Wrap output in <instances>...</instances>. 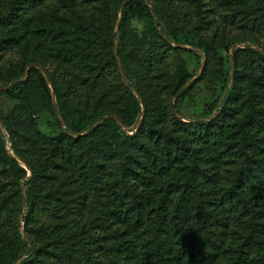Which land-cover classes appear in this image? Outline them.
Instances as JSON below:
<instances>
[{"label": "trees", "instance_id": "1", "mask_svg": "<svg viewBox=\"0 0 264 264\" xmlns=\"http://www.w3.org/2000/svg\"><path fill=\"white\" fill-rule=\"evenodd\" d=\"M0 88V264H264V0H0Z\"/></svg>", "mask_w": 264, "mask_h": 264}, {"label": "rangeland", "instance_id": "2", "mask_svg": "<svg viewBox=\"0 0 264 264\" xmlns=\"http://www.w3.org/2000/svg\"><path fill=\"white\" fill-rule=\"evenodd\" d=\"M120 19H121V16L119 17ZM190 48H192V47H187V49H189V50H191ZM193 50H196V49H193ZM187 59H188V62H189V65H190V68H191V71H193L194 73H195V77L194 78H197L196 80H198V78L203 74V72H204V69H203V72H202V74H201V69H202V66H203V60L201 61V63H197L196 62V59L194 58V56H192V55H189L188 57H187ZM231 59V58H230ZM206 62V61H205ZM206 64V63H205ZM205 68V67H204ZM195 80V81H196ZM1 91V90H0ZM3 108L6 110V111H8V110H10L11 108H12V104L11 103H9V102H7L6 101V99H4V101H3ZM217 112V111H216ZM216 112H215V114H216ZM214 114V115H215ZM62 122H63V120H61ZM192 121V120H191ZM40 122H42L41 124H42V130L45 132V133H49V130H48V127H47V124H46V118H42L41 119V121ZM0 133H2L4 136H5V138L8 140L9 138H8V136H7V131H6V129H5V127L3 126V124H2V122H0ZM8 142H9V140H8ZM8 145H9V148H8V150H9V152H11L12 151V146H11V144H9L8 143ZM24 168L28 171V177H29V175H30V171H29V168L27 167V166H24ZM22 234H23V236H25V234H24V231H23V229H22Z\"/></svg>", "mask_w": 264, "mask_h": 264}, {"label": "water", "instance_id": "3", "mask_svg": "<svg viewBox=\"0 0 264 264\" xmlns=\"http://www.w3.org/2000/svg\"><path fill=\"white\" fill-rule=\"evenodd\" d=\"M120 18H118V21H117V33H118V31H119V23H120ZM183 48H186V47H183ZM191 50H193L194 48H190ZM115 54H116V57H117V59H119V57H118V46H116V49H115ZM231 58V65H233V57L231 56L230 57ZM206 60H205V58L203 57V66H202V69H201V74H202V72H203V69H204V67H205V62ZM36 67L38 68V69H40L41 70V72L43 73V75L45 76V78H46V80L48 81V83L50 84V81H49V77H48V75L46 74V72H45V70L44 69H42L40 66H38V65H36ZM233 77V71H232V75H231V78ZM197 78H194V79H192L183 89H182V91H184L190 84H192L195 80H196ZM4 89H6V88H0V90H4ZM181 91V92H182ZM180 92V93H181ZM52 95H53V101L56 103V97H55V94L54 93H52ZM226 95H227V92L225 93V95H224V97H223V99L226 97ZM172 110H173V112L175 111L174 110V107L172 108ZM175 113V112H174ZM63 123V122H62ZM97 126H99V124H97L94 128H96ZM92 129H90L89 131H87L86 133H84V134H88L90 131H91ZM30 171V170H29ZM31 176V172H30V175H29V177Z\"/></svg>", "mask_w": 264, "mask_h": 264}]
</instances>
